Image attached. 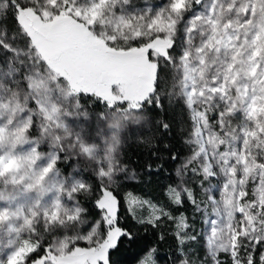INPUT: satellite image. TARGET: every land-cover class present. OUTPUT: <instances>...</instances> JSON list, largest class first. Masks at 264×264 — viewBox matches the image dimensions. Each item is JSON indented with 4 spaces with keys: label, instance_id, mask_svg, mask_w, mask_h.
Segmentation results:
<instances>
[{
    "label": "rangeland",
    "instance_id": "374dc122",
    "mask_svg": "<svg viewBox=\"0 0 264 264\" xmlns=\"http://www.w3.org/2000/svg\"><path fill=\"white\" fill-rule=\"evenodd\" d=\"M184 2L176 0V13ZM168 4L169 0H34L19 14L21 31L16 21L14 26L8 27L4 18L12 10L9 0H0V40L8 45L7 48L0 45V68L12 65L17 69L7 81H0L3 84L0 106L7 105L0 107V128L6 129L0 158L6 161L19 158L21 162L20 167H11L0 174V209L7 208L13 213L0 221V238L4 242L0 258L21 242L30 241L59 249V264H88L92 252L85 244L76 251L69 250L73 241L89 236L91 227L100 218V212L92 217L82 200L95 198L101 183L112 184L115 188L119 185L117 179L123 170L116 157L122 129L146 123L153 116L133 113L142 119L122 122L116 129L110 126L114 113L90 112L82 107L77 110L74 108L77 96L65 93L69 89L95 91L112 100H138L147 95L150 77H154L155 72L149 68L146 57L135 51L137 41L134 37L145 32V25L161 15L167 18L165 22L172 29L168 38L176 40L175 55L178 56L163 68L161 98L173 107L174 119L191 150L178 167L179 184L193 190L198 201H204L202 208L207 206L204 194L210 192L223 212L222 183L225 189L228 184L233 191L236 189L234 170L242 162L247 164L244 181L256 171V147L264 146V12L258 0H213L207 14L204 11L207 0L204 6L194 8H190L189 2V9L182 16L166 10ZM250 5L252 15L246 18ZM28 36L32 37L31 41ZM101 39L114 40L115 48L109 50L100 43ZM130 47L132 51H125ZM182 50L185 55L179 57ZM12 80L17 81L11 83ZM28 80L35 82L34 88H29ZM186 95L199 101L203 112L208 113L207 117L203 112L196 114L209 131L208 151L216 156L217 175L208 180L202 172L196 171L199 167H207V157L203 162L187 164L198 145L200 151H204V141L199 132L197 141L193 140V122L185 102ZM43 97H53L60 111L52 113L49 104L44 105L47 111L38 108L34 101ZM77 112L78 115L71 114ZM83 112L88 115L84 116ZM217 113L223 117L220 123L225 129L223 134L216 123ZM29 120L33 135L26 129L22 142H17V129H25ZM60 122L66 125L67 131L57 127ZM54 137H59L64 144V153L60 156H65L66 160L62 158L58 162L67 161L68 171L63 173L55 167L39 185L29 188L56 153ZM241 142L251 151L238 153ZM84 147L92 148L91 153L84 152ZM33 148H37L38 158L29 161ZM216 149H220L219 154ZM249 157L251 162H248ZM228 159L236 160L232 168L227 169L228 173H233L231 176L225 174ZM101 168L105 172L111 168L112 172L100 176ZM260 174L264 176V171ZM77 180L87 182L89 191L69 197ZM254 189L264 201V187L249 183L248 192L254 194ZM236 202L239 205V198ZM152 204L156 209L161 208ZM189 206V223L193 225L189 235L210 234L211 224L204 222L201 211L192 204ZM133 211L139 219H147L152 213L146 204L134 205ZM123 214L125 224L135 223L126 208ZM155 215L160 212L156 211ZM26 217L31 223L25 222ZM211 219H217L215 213H211ZM173 230L176 231L175 225ZM95 235H99V230ZM184 239L185 244L180 248L184 255L180 259H187L189 264H206L205 244L199 238ZM171 264H180V261L175 258Z\"/></svg>",
    "mask_w": 264,
    "mask_h": 264
},
{
    "label": "snow or ice",
    "instance_id": "6c2138e0",
    "mask_svg": "<svg viewBox=\"0 0 264 264\" xmlns=\"http://www.w3.org/2000/svg\"><path fill=\"white\" fill-rule=\"evenodd\" d=\"M59 2V0H58ZM189 2L196 6H204L206 0H185L184 6L180 8L179 13L175 12L176 0H169V4L166 10L172 11L176 15H183L185 11L189 9ZM261 11L264 12V0H258ZM34 3V0H9V5L12 10V15L16 21V25L20 27L23 31V26L20 23V13L27 9L30 5ZM213 0H207V6L204 8L205 14H207L208 9L212 7ZM67 7V6H66ZM219 7V5H217ZM59 10L57 9V13ZM252 15L251 5L246 13L247 16ZM155 16V14H153ZM167 18L156 17L155 21H149V24L145 25V32L134 37L135 51H137L142 57H146L148 66L150 69H154V78L150 77L151 87L147 95L136 100L128 99H118L113 101L110 98H105L104 96L97 95L94 92L76 89H69L65 95H71L74 98L76 96L87 97L88 99H95L96 103H103L105 107L109 108L112 113H114L113 122L110 125L113 128L119 129L122 122H127L131 120L132 122H139L142 117L133 116V113L142 112L145 110L146 104L156 103L157 107H160V96L158 95V82L161 80V72L165 65L173 63L178 56L175 55L176 50V40L174 38L169 39L171 34V28L168 23H166ZM191 23V20H189ZM90 27V26H89ZM27 36V33H24ZM185 35H187V30H185ZM29 41L32 40L31 36H28ZM100 43L106 45L109 50L115 48L114 40H100ZM0 45L7 48L8 45L0 40ZM35 47V45H34ZM118 50V49H116ZM133 48L125 49V51H132ZM185 53H182L179 57H183ZM39 59V56L37 57ZM41 63L47 64V61L41 60ZM17 72V69L12 65L8 68H0V81H7L13 74ZM17 80H12L11 83H16ZM34 83L31 80L27 81L30 89L34 88ZM3 88V84L0 83V89ZM39 91V88L35 89ZM9 91L10 89H5ZM123 95V93H121ZM87 102V101H86ZM186 105L189 108L190 119H192L193 127V140L197 141V132L199 136L203 138L204 141V151H200L199 145L195 150L194 154L187 161V164H192L193 162L205 160L207 157V167H199L196 169L198 172H202L204 179L208 180L214 178L217 173L215 171L216 156L212 155L208 151L210 145L207 143L209 131L205 127L202 119L197 116V113L203 112L201 103L196 101L186 95ZM36 106L41 110L47 111L44 108L45 104L51 105V112L58 113L60 110L55 107V101L53 97H43L38 98L34 101ZM123 106L124 111L120 110ZM0 107H7L3 105ZM19 107V105L17 106ZM80 103H75L74 108L81 109ZM78 115L77 113H71ZM67 116L70 113H64ZM84 116H87V112H83ZM208 113L203 112V116L207 117ZM51 114L49 119H51ZM223 117L220 113H217L216 123L221 134L224 133L225 129L220 127V123ZM59 120V116H57ZM199 124V129L197 125ZM163 128H167L168 125L162 124ZM32 127V122L29 120L25 124V129H17L15 137L17 142H22L24 130L30 129ZM58 128H63L67 131L66 125L62 122L58 123ZM143 127V126H142ZM251 135V133H249ZM3 139H6V129L0 128V148L3 147ZM79 139L78 137L76 138ZM115 139V137H114ZM53 144L56 146V153L51 157L48 166L40 171V173L35 177L34 184H29L28 187L32 188L35 185H39L43 180L44 176L51 170H53L60 159H65L60 156V153H64V144L61 142L59 137L53 138ZM71 147V145H69ZM224 145H221V149ZM84 152L91 153L92 148L84 147ZM111 151V149H110ZM219 154L220 149L215 150ZM243 151L245 154L251 151V148H244L243 143L238 147V153ZM256 164L258 167L256 171L248 175L247 181H244L246 175L245 168L247 164L242 162L237 165L234 170L236 189L232 190V185L228 184L227 189H225L224 182L221 185L220 192L223 195V209L221 212L217 207V198L213 196L210 192H205L207 206L201 207L204 201H198L193 190L189 189L185 185L177 184L175 187H165V196L170 200L172 205L176 206L177 211L182 206H185V201L192 204L197 211H201L204 216V222L210 223V234L205 235L202 232H196L195 235H189V229L193 228V225L189 223L188 217L180 215L179 217L174 216L171 212L165 211L164 208L156 209V206L152 204L149 200H139L134 197L132 193L127 194H117L115 191V186L112 184L101 183L99 189L96 192L94 203L100 212V218L91 227V232L88 237L80 241H73L70 247V251H76L79 249L81 244H85L87 249L92 252V257L89 259L88 264H120L114 257L116 254L122 251L131 252L132 248L136 249V252L132 254L133 259H137L138 264H157L155 259L156 249L153 247V237L152 236H140L138 230H133L128 224L121 223V218L123 217V209H127L132 220H135L137 225H145V230H149L150 226L152 229H158L164 221H171L175 225L176 231L174 236L177 240V250L178 255L177 260L180 264H189L187 259H180L184 253L180 251V248L185 244V237L188 240L200 239L206 246V264H264V201L260 197L259 193L250 194L248 192V184L259 185L264 187V176L260 173L264 171V146L258 145L256 147ZM152 156H156L153 152ZM38 158L37 148H33L29 154L28 160L34 161ZM238 158V157H237ZM175 159V155H173ZM248 162H251V157L248 158ZM154 161H146L145 169L147 172L154 175L162 174L160 169L162 167L158 166L153 168L152 165L156 164ZM236 163L235 159H228L225 166V174L231 176L233 173H228L227 169L232 168L233 164ZM21 162L19 158L14 160H4L0 158V174L4 171L9 170L11 167H20ZM112 169L109 168L108 172H105L103 168L99 170V175H109ZM179 175V172H177ZM203 185V181H201ZM90 185L87 182L77 180L73 186L72 192L69 193V197L78 192L89 191ZM243 193V195H241ZM237 198H239V205H243L241 209L237 204ZM136 204H146L152 209V213L147 219L136 218L135 212L133 211V206ZM159 211L160 215H155V212ZM211 213H215L217 219H211ZM13 213L9 209H0V221L7 218ZM55 219V215H52ZM26 223H31L29 218H25ZM103 224V231H101V225ZM99 230V235L95 233ZM233 235H235V240L233 241ZM156 243L164 240V234L156 231L154 233ZM125 244L130 247L125 248ZM60 250L54 248L50 244L41 243H31L30 241H23L19 245L10 249V252L0 258V264H59L57 257L59 256ZM222 257H226L224 259Z\"/></svg>",
    "mask_w": 264,
    "mask_h": 264
},
{
    "label": "trees",
    "instance_id": "16d2710c",
    "mask_svg": "<svg viewBox=\"0 0 264 264\" xmlns=\"http://www.w3.org/2000/svg\"><path fill=\"white\" fill-rule=\"evenodd\" d=\"M196 5L190 4V8H194ZM6 24L8 27L14 26L15 19L9 12L6 13ZM155 75V73H154ZM164 69L160 74L161 78L164 76ZM154 78V77H153ZM161 80L158 82V95L160 96V107H157L156 103L146 104L145 110L138 113H150L153 118L148 122L122 129L121 142L118 147L117 160L119 167L122 168V173L118 176L119 185L115 188L117 194L132 193L143 198L150 200L157 204L165 211L171 212L174 216L179 217L184 215L190 219V206L185 201V206L179 208L177 211L176 206L172 205L170 200L165 196V187H174L180 183V177L177 175L178 167L182 160H184L191 152L189 145L185 141L183 133L180 132L179 125L174 119L172 111L173 107L169 106V102H165L161 98ZM94 92L95 91H90ZM97 95H100L96 93ZM102 96V95H101ZM78 102L82 108L90 112H103L111 111L105 107L103 103H96V100L88 99L87 97L77 96ZM87 101V102H86ZM115 101V100H113ZM121 111L125 109L120 107ZM183 116L185 117V109L183 108ZM167 124L165 129L161 125ZM143 126V127H142ZM33 127L30 128L29 134L33 135ZM155 152L156 156H152ZM175 155V159H173ZM157 162L152 167H162L160 172L162 174L154 175L149 173L145 169L146 161ZM63 173L68 171L67 161L58 162L57 166ZM1 186V182H0ZM95 198L83 199L82 203L87 207L92 217L99 212ZM124 215V214H123ZM124 217L121 218V223H124ZM134 224V225H131ZM128 224L133 230H138L140 236H152L153 247L156 249L155 259L158 264H171L177 256V240L174 236L173 225L171 221H164L158 229L145 230V225H137L134 221ZM159 231L164 234V240L156 243L154 233ZM4 246L3 240L0 238V248ZM130 247L125 244V248ZM136 252L135 248H132L131 252L122 251L116 254L114 257L120 264H136L137 259L132 258V254Z\"/></svg>",
    "mask_w": 264,
    "mask_h": 264
}]
</instances>
